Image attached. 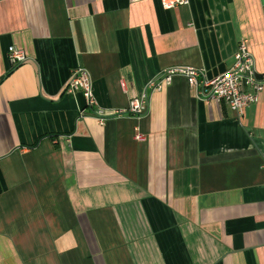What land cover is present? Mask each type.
<instances>
[{"label": "crops", "instance_id": "crops-1", "mask_svg": "<svg viewBox=\"0 0 264 264\" xmlns=\"http://www.w3.org/2000/svg\"><path fill=\"white\" fill-rule=\"evenodd\" d=\"M240 39L264 74V0H0V264H264V90L238 118L177 74L106 115Z\"/></svg>", "mask_w": 264, "mask_h": 264}, {"label": "built area", "instance_id": "built-area-1", "mask_svg": "<svg viewBox=\"0 0 264 264\" xmlns=\"http://www.w3.org/2000/svg\"><path fill=\"white\" fill-rule=\"evenodd\" d=\"M188 2L189 0H161L162 6L166 9L176 5H186ZM8 56L12 64L21 63L27 59L24 52L15 46L8 48ZM177 74L186 77L189 86L195 90L198 99L205 103L224 102L228 104L238 118L243 115L245 107L260 100L264 90V74L259 75L256 72L254 58L249 51L247 40L240 39L234 54L233 66L221 74L209 79L205 76L203 69L192 67L166 68L154 79L148 81L139 98L129 100L126 109L116 110L112 114L106 115L143 114L148 106L150 93L169 85L173 76ZM121 85L124 86V83ZM65 91L69 94L81 91L88 105L96 103L92 80L87 70L82 67H77L72 72L66 83ZM92 114L98 117L100 122H103L104 116H106L101 110ZM136 138L142 139V136L137 134Z\"/></svg>", "mask_w": 264, "mask_h": 264}]
</instances>
